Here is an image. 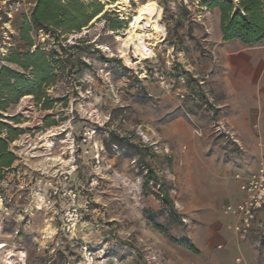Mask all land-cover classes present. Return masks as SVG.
I'll use <instances>...</instances> for the list:
<instances>
[{
    "label": "rangeland",
    "instance_id": "1",
    "mask_svg": "<svg viewBox=\"0 0 264 264\" xmlns=\"http://www.w3.org/2000/svg\"><path fill=\"white\" fill-rule=\"evenodd\" d=\"M97 1L102 12L61 37L67 47L79 43L77 48L64 52L52 36L30 30L32 48H57L62 60L80 53L85 62L80 71H67V63L57 73L46 88L50 108L27 94L0 110V136L15 156L0 169V264L8 254L13 264H81L82 236L92 239L86 243L97 260L114 255L116 264H146L151 254L158 256L156 264H264V226L258 225L264 206L244 238L234 231L237 218L222 210L236 190V175L245 177L257 162L264 133L255 124L235 130L221 119L230 107L219 106L211 77L200 70L203 54L215 57L203 47L208 28H220L218 11L206 9L202 0ZM147 1L160 6L165 33L147 40L153 54L127 62L120 39ZM32 5L33 0H0V66L20 70L6 57L10 48L24 49L18 30ZM184 28H204L206 34L181 33ZM234 41H224L228 47L221 52L229 53ZM218 53L217 66L224 62ZM187 62L190 73L183 67ZM217 121L235 132L239 145L215 133ZM59 126L64 130L51 136L47 149L41 136ZM139 128L168 146V153L144 145ZM46 157L68 164L49 165ZM157 191L167 193L171 210ZM149 194L158 209H142L140 201ZM72 208L83 217L69 231L64 218Z\"/></svg>",
    "mask_w": 264,
    "mask_h": 264
},
{
    "label": "trees",
    "instance_id": "2",
    "mask_svg": "<svg viewBox=\"0 0 264 264\" xmlns=\"http://www.w3.org/2000/svg\"><path fill=\"white\" fill-rule=\"evenodd\" d=\"M5 1L9 4L13 0ZM202 3L206 9L218 11L223 41L254 44L264 39V0H202ZM102 10V4L97 0L89 3L83 0H33L29 13L22 15L23 24L18 30L24 49L10 48L6 57L20 70L0 66V110H6L27 94L32 95L43 108H50L46 88L55 83L57 73L63 71L67 63V71H80L85 64L80 53H66L65 60L58 56L57 48L67 52L79 45L75 42L67 47L61 42V37L80 31ZM110 29L115 28L112 25ZM30 30L35 33L42 30L45 35L52 36L57 48L50 52L40 46L32 48L35 43ZM3 125L0 123V128ZM7 137L12 139V135ZM14 160L15 156L7 150L6 139L0 136V169L10 167ZM161 198L171 210L173 203L167 193L162 192Z\"/></svg>",
    "mask_w": 264,
    "mask_h": 264
},
{
    "label": "crops",
    "instance_id": "3",
    "mask_svg": "<svg viewBox=\"0 0 264 264\" xmlns=\"http://www.w3.org/2000/svg\"><path fill=\"white\" fill-rule=\"evenodd\" d=\"M189 31H191V34L200 31L201 34H206L204 28H191L190 30L184 28L180 32L189 33ZM208 34L209 36H207L203 48L212 50L214 52H211L212 56L214 55L215 57L207 59V57H205L206 55L203 54L204 57L199 58V62H201L200 70L206 72L211 77L212 93L217 98H220L217 101L219 106L228 105V107H230V115H222L221 119L226 121L235 130L250 128L251 126L254 127L255 124V126L262 129L264 133V39L252 45H244L239 41L231 42L232 44L235 43V46L231 47L229 53L224 52V56L220 49L228 47L223 45H228V43H224L222 40L221 29L208 28ZM217 53L223 55V57L220 58L224 61H221L222 64L219 63L218 66L216 64V60H218V56H216ZM187 63L188 64H186V66L183 65V67L190 73L193 67L191 62ZM183 77L184 76H180L179 78L183 80ZM203 95H205V99H207L206 97H208V94L205 93ZM257 112L258 115L256 117L255 114ZM258 144H261L259 148V157L260 154L264 152V136L258 139ZM145 160L151 166L155 164L151 158H146ZM256 164L257 162L251 169L252 171L256 168ZM199 170V175L203 176L201 171L206 170L205 165L199 168ZM234 182L236 190L234 194L228 198L227 202H236L241 197L238 180L236 179ZM140 202L142 209H158V202L152 194L146 195L145 198L142 197ZM142 220L145 219L142 218ZM80 239L89 244L92 243L91 238L82 236ZM97 264H116L115 256L104 255Z\"/></svg>",
    "mask_w": 264,
    "mask_h": 264
},
{
    "label": "built area",
    "instance_id": "4",
    "mask_svg": "<svg viewBox=\"0 0 264 264\" xmlns=\"http://www.w3.org/2000/svg\"><path fill=\"white\" fill-rule=\"evenodd\" d=\"M161 82H164V76L159 75ZM202 83V81H200ZM183 97V95H180ZM214 131L221 136L224 140L236 143L239 145L235 132L231 130L224 122L217 121L214 124ZM137 134L144 145L149 146L156 153H168V146L160 144L158 140L153 139L152 136L145 133L142 129L137 130ZM75 165H72L70 169H74ZM238 180L239 191L241 197L236 202H227L222 205V210L237 218L233 228L235 233L241 237H246L252 230L254 223L256 222L257 212L264 206V152H262L257 160L256 168L249 172L245 177L236 175ZM158 188L159 185L156 184ZM175 192V190H172ZM71 192V190H70ZM69 192V193H70ZM158 195L162 197V192L157 191ZM74 200L75 194L71 195ZM83 214L77 212L76 208H72L71 212H65L64 221L66 223L67 230L71 231L74 226L80 222ZM258 225L264 226V221ZM81 255V264H97L95 252L86 242H77ZM158 256L151 254L145 258L146 264H156Z\"/></svg>",
    "mask_w": 264,
    "mask_h": 264
},
{
    "label": "bare ground",
    "instance_id": "5",
    "mask_svg": "<svg viewBox=\"0 0 264 264\" xmlns=\"http://www.w3.org/2000/svg\"><path fill=\"white\" fill-rule=\"evenodd\" d=\"M159 7L155 1L144 2L138 6L136 13L129 21V26L125 29V33H123V36L120 39V47H118L120 48L119 51L121 52V56H123L127 62H138L153 54L152 48L147 40L158 41L165 33L164 28L159 22ZM63 130L62 126L52 127L41 136L47 149L51 145V136L56 135ZM46 159V161H51L49 165H54V161H57L58 164H61L62 166L68 164L67 161L60 160L58 157H46ZM12 256L13 254L5 256V264H13ZM22 256L20 257L21 262L24 261Z\"/></svg>",
    "mask_w": 264,
    "mask_h": 264
}]
</instances>
